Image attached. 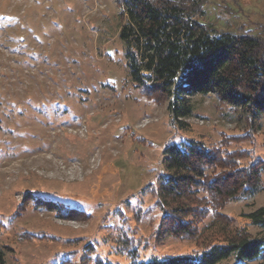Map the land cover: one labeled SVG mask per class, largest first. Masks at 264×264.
<instances>
[{
	"label": "rangeland",
	"instance_id": "374dc122",
	"mask_svg": "<svg viewBox=\"0 0 264 264\" xmlns=\"http://www.w3.org/2000/svg\"><path fill=\"white\" fill-rule=\"evenodd\" d=\"M203 1L198 20L215 31L264 37V0ZM124 21L117 0H0L6 264H95L97 258L131 264L114 243L123 230L135 239L140 263L200 255L205 244L223 238L219 229L197 243L155 238L162 213L154 192L165 147L195 140L244 152L242 165L264 162V115L251 132L215 95H195L194 116L179 130L167 101L156 104L136 89L120 38ZM37 200L76 213L62 217ZM261 207L264 193L232 202L221 214L257 236L261 230L247 216ZM137 211L150 212L140 224Z\"/></svg>",
	"mask_w": 264,
	"mask_h": 264
},
{
	"label": "trees",
	"instance_id": "16d2710c",
	"mask_svg": "<svg viewBox=\"0 0 264 264\" xmlns=\"http://www.w3.org/2000/svg\"><path fill=\"white\" fill-rule=\"evenodd\" d=\"M117 4L125 18L120 38L126 45L131 81L149 101L169 103L176 128L186 129L184 121L194 116L191 97L215 95L229 106L232 118L243 117L254 130L264 115V37L215 31L198 20L203 0H117ZM244 154L206 148L195 140L167 145L164 172L154 192L155 207L162 213L156 241L178 238L197 243L214 229L223 238L205 244L200 255L140 263L135 239L123 230L114 241L119 252L129 256L131 264H220L230 259L233 264H264V207L247 216L261 230L257 236L234 228V221L221 214L232 202L264 193V162L242 165ZM37 206L62 217L76 213L64 212L61 204L51 201L37 200ZM148 213L137 211V223ZM6 250L0 245V264H6ZM95 264L110 263L97 258Z\"/></svg>",
	"mask_w": 264,
	"mask_h": 264
}]
</instances>
